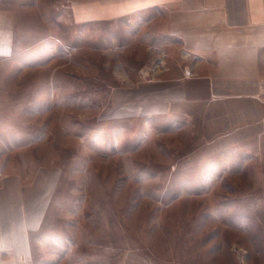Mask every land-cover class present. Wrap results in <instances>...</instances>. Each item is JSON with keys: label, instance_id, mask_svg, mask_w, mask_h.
<instances>
[{"label": "rangeland", "instance_id": "rangeland-1", "mask_svg": "<svg viewBox=\"0 0 264 264\" xmlns=\"http://www.w3.org/2000/svg\"><path fill=\"white\" fill-rule=\"evenodd\" d=\"M71 1L2 0L15 43L0 56V166L53 188L34 264H264V150L223 163L222 111L201 118L204 105L109 118L122 61L147 78L168 63L140 43L111 52L108 26L78 25ZM185 55L165 54L178 71Z\"/></svg>", "mask_w": 264, "mask_h": 264}, {"label": "crops", "instance_id": "crops-1", "mask_svg": "<svg viewBox=\"0 0 264 264\" xmlns=\"http://www.w3.org/2000/svg\"><path fill=\"white\" fill-rule=\"evenodd\" d=\"M71 2L78 25H91L95 35H101L98 28L108 26L111 52L122 53L140 43L148 50L160 49L168 63L167 72L147 78L146 64L135 70L122 61L127 78L122 79L125 85L111 92L109 118L164 115L184 105H204L205 111H196L201 118L210 109L213 114L222 111L215 131L222 132L223 140L230 139L222 151L223 163H238L236 159L245 158L249 149H256L257 155L264 150L260 127L264 129V101L259 88L264 79V0ZM14 34V14L0 0V56L14 50ZM175 50L181 57L186 53L185 60L190 57L181 71L165 56ZM253 131H258L254 146L245 136ZM31 184L0 166V264H34L31 236L42 225L53 188L52 182Z\"/></svg>", "mask_w": 264, "mask_h": 264}, {"label": "built area", "instance_id": "built-area-1", "mask_svg": "<svg viewBox=\"0 0 264 264\" xmlns=\"http://www.w3.org/2000/svg\"><path fill=\"white\" fill-rule=\"evenodd\" d=\"M158 49L156 50L159 54H160V57H159V54H158V57H156V65L155 66H158L160 68V72L161 70L163 71V69H165V60H164V54L163 52ZM259 88H260V96L262 98V100L264 101V79H261L260 82H259Z\"/></svg>", "mask_w": 264, "mask_h": 264}]
</instances>
